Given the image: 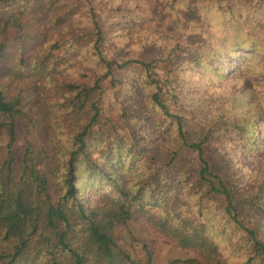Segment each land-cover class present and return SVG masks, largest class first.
<instances>
[{"label":"trees","instance_id":"1","mask_svg":"<svg viewBox=\"0 0 264 264\" xmlns=\"http://www.w3.org/2000/svg\"><path fill=\"white\" fill-rule=\"evenodd\" d=\"M157 1L168 40L140 0H0V264H151L136 215L168 264H264V0Z\"/></svg>","mask_w":264,"mask_h":264},{"label":"rangeland","instance_id":"2","mask_svg":"<svg viewBox=\"0 0 264 264\" xmlns=\"http://www.w3.org/2000/svg\"><path fill=\"white\" fill-rule=\"evenodd\" d=\"M144 5L142 11L145 15L143 22L133 23L128 26L129 32L132 33L134 28H139L147 32H152L158 35L163 40H168L172 35L171 17L164 10V5L157 0H140ZM139 12V11H138ZM247 86L246 82H240L239 84L228 83L222 84L225 87L232 90H239ZM36 125V124H35ZM28 129L27 136L33 139H40L47 137V131L45 124H37V126H26L23 122L19 130V137L17 144L15 145V152L17 157L21 154V149L24 146L25 141V129ZM210 159H215L211 151L208 154ZM241 164L247 166V170L244 174H258L261 168H264V156H240L238 158ZM115 235L118 243L127 249L134 258H143L145 256L142 244L147 245V248L151 251L152 259L151 264H168L173 259H184L194 256L193 252L176 246L163 238L159 233L150 228L146 220L140 216H135L127 222V226H116ZM234 261V260H233Z\"/></svg>","mask_w":264,"mask_h":264}]
</instances>
